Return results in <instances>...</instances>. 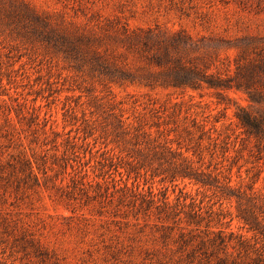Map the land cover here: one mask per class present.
Wrapping results in <instances>:
<instances>
[{"label":"rangeland","instance_id":"obj_1","mask_svg":"<svg viewBox=\"0 0 264 264\" xmlns=\"http://www.w3.org/2000/svg\"><path fill=\"white\" fill-rule=\"evenodd\" d=\"M24 1L87 30L117 19L185 31L204 45L212 73L234 69L240 39L264 37V0ZM214 95L107 85L0 27V264H217L204 255L215 250L207 226L254 243L235 199L166 179L169 165L145 148L155 140L221 184L264 195V151L235 118L244 98L231 92L225 109ZM163 197L183 214L164 221L161 208L145 210ZM199 207L200 228L188 226L184 213Z\"/></svg>","mask_w":264,"mask_h":264},{"label":"trees","instance_id":"obj_2","mask_svg":"<svg viewBox=\"0 0 264 264\" xmlns=\"http://www.w3.org/2000/svg\"><path fill=\"white\" fill-rule=\"evenodd\" d=\"M2 26H7L17 38L43 45L62 56L76 72L88 69L94 78L107 85H140L151 90L172 88L183 93L212 90L225 109H229L231 92L241 94L246 104L235 103V118L245 134L256 142L259 154L264 151V37L240 39L235 45L239 54L234 69L229 66L212 73V65L200 54L204 45L185 31L171 33L159 27L132 28L117 19L87 30L57 15L39 12L24 0H0ZM144 143L149 156L162 165H169L164 172L166 179L181 178L203 188L217 187L229 199L236 200V218L253 234L254 243L234 233H215L207 226V243L215 249L210 252L208 248L204 252L209 262L215 258L217 264H264V195L255 191L254 186L248 191L237 190L230 178L221 184L218 174L195 167L183 153L156 144L155 140ZM148 202L145 210H151L154 205L156 209L161 208L164 221L175 220L183 214V211L176 212L166 197L161 204L154 198ZM195 209L184 214L188 226L200 228L202 208ZM178 230L180 239L190 242L187 237L191 232L187 233L182 227ZM229 247L237 251L235 257L227 252Z\"/></svg>","mask_w":264,"mask_h":264}]
</instances>
